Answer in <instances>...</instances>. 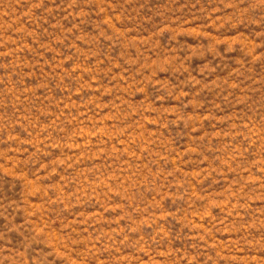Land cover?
I'll return each instance as SVG.
<instances>
[{"label": "rangeland", "instance_id": "obj_1", "mask_svg": "<svg viewBox=\"0 0 264 264\" xmlns=\"http://www.w3.org/2000/svg\"><path fill=\"white\" fill-rule=\"evenodd\" d=\"M0 264H264V0H0Z\"/></svg>", "mask_w": 264, "mask_h": 264}]
</instances>
